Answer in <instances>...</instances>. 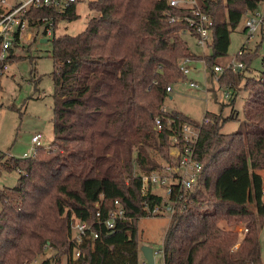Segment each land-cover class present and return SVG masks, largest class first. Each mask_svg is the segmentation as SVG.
Masks as SVG:
<instances>
[{
  "label": "trees",
  "instance_id": "obj_1",
  "mask_svg": "<svg viewBox=\"0 0 264 264\" xmlns=\"http://www.w3.org/2000/svg\"><path fill=\"white\" fill-rule=\"evenodd\" d=\"M79 1L62 14L30 13L33 18L55 16L53 140L30 156L0 158L5 170L19 173L15 186H0V264H29L47 246L67 253V264H141L139 220L151 216L144 203L152 207L159 198L142 194L136 168L159 167L154 153L171 160L169 132L165 127L156 131L154 119L196 123L181 111L162 110L170 93L166 87L186 79L179 69L186 57L205 61L212 76L243 12L258 6L257 0H200L213 20L210 53H202L182 38L183 23L167 20L172 9L165 0H90L85 28L56 35L60 19L80 17ZM257 49L240 56L246 67ZM12 51L10 59L15 58ZM261 65L257 75L246 76L245 67L219 76L218 88L243 81L242 128L221 131L237 117L235 110L228 116L205 111L211 121L201 124L194 150L202 170L192 189L178 192L159 250L163 264H264L259 244L263 181L255 172L264 169V43ZM245 168L250 175L237 196L225 176ZM248 191L255 212L246 209ZM116 199L127 218L113 232L86 240L81 256L72 258V213L91 221L96 202L106 211ZM243 220L247 230L238 240L233 226Z\"/></svg>",
  "mask_w": 264,
  "mask_h": 264
},
{
  "label": "rangeland",
  "instance_id": "obj_2",
  "mask_svg": "<svg viewBox=\"0 0 264 264\" xmlns=\"http://www.w3.org/2000/svg\"><path fill=\"white\" fill-rule=\"evenodd\" d=\"M90 0H80L77 6V12L80 17L73 21L67 19H60L56 27V35L63 33L76 34L82 31L88 18L92 14L89 10L88 4ZM241 22L229 35V46L227 54L220 59V65H225L227 62L234 59L237 50L245 41V35L240 31ZM242 32V33H241ZM183 39L188 43L191 50H198L199 48L194 44L193 38L187 35H182ZM47 41H41L40 38H32L28 40V35L22 39L21 45H14L13 53L14 59H10L9 69L2 74L3 89L0 91V158L4 156L14 155L21 156L27 152L32 144V136L36 133L42 134L41 145L48 146L53 140V79L52 73L54 70V59L52 57V43L50 37ZM264 27L255 36L253 42L248 43L252 48V53L258 46L257 52L253 55L250 66L245 67V75H257L262 68L261 56L263 54ZM262 44L259 45V42ZM256 42L258 44L256 45ZM210 53V51H207ZM245 55V54H244ZM241 60L240 57H236ZM205 61L194 60L192 64L197 67V71L190 72L186 79L179 80L172 83V91L166 97L164 107L167 111L178 110L192 118L194 121H201L205 111L215 112L223 116H228L237 112V117L227 120L221 131L230 133L242 128V105L247 95L243 88V81L235 84L230 89L233 92L235 99L233 101H222L218 96L214 98L215 102L207 94L212 92V95L218 94L219 98L222 95L221 87H215L210 80L212 77L209 73L202 70ZM206 75V77H205ZM212 75V74H211ZM193 80L199 83L200 87L194 89L188 85V81ZM208 88L207 93H204V88ZM226 87V86H225ZM216 88V91H215ZM171 96V98H170ZM170 150V146L169 149ZM28 153V152H27ZM159 162H165L164 159L159 158L157 153L153 156ZM139 168H136V172ZM237 175L235 181L228 174L225 179L231 182V190L233 193L239 195L241 185L249 178L250 172L248 169L240 171H233ZM19 177L17 171L9 172L2 167L0 162V186L3 188L13 187L16 185ZM264 179V178H263ZM252 192L248 191L246 195L247 205L246 209L253 211L252 206ZM167 213L160 216L143 217L139 220L140 243L141 245H150L154 250V264H162L161 255L159 253L161 241L167 227ZM222 223V222H221ZM245 226L246 221H241L233 226L234 230ZM245 233V232H244ZM238 234V240H241L243 234ZM259 244L261 250V257L264 259V226L259 231ZM52 258V264H67V253H57V250L47 247L44 248L43 253L37 256L29 264H41L44 259ZM145 260V264H148ZM142 264V263H141Z\"/></svg>",
  "mask_w": 264,
  "mask_h": 264
},
{
  "label": "built area",
  "instance_id": "obj_3",
  "mask_svg": "<svg viewBox=\"0 0 264 264\" xmlns=\"http://www.w3.org/2000/svg\"><path fill=\"white\" fill-rule=\"evenodd\" d=\"M78 0H0V66L1 72H6L10 66L11 49L14 43L21 45L22 39L28 35L31 40L35 35L40 40L52 37L55 30V16H43L33 18L30 16L33 9H48L62 14L66 12ZM171 7L168 12L167 20L169 22L183 23L179 31L182 35L193 38L194 44L202 53H207L209 43L211 42L213 20L200 4V0H165ZM258 6L252 9H246L241 18V31L245 35V41L237 50L233 60L225 65L215 64L212 67V78L215 83L219 76L227 70H240L245 68L242 60H237L244 54L251 52L252 48L248 43L255 40V36L264 27V0H257ZM190 58L180 60L179 69L186 76L195 71ZM205 67V65H204ZM188 85L194 89L200 87L199 83L193 80L188 81ZM231 87H222L221 98L223 101H230L233 98ZM205 89V88H204ZM167 92L172 91L169 85ZM165 110V107L162 108ZM210 117H204L196 123L181 122L176 124V120L168 117L163 124L160 116L154 119L156 131L162 127L169 132V155L171 160L160 162L159 167L150 171L135 172L141 178V191L144 196L154 195L159 198V202L151 207L145 202V208L150 211L152 216H160L167 213L171 216L175 204L180 199L178 192L180 189H192L196 184L202 170L201 163L195 158V144L198 138L200 126L202 123H209ZM42 134L33 135V147L25 154L32 155L37 146H40ZM1 155V151H0ZM11 156V155H9ZM175 198L173 199L172 194ZM96 214L93 220H84L72 213L71 231L68 238L69 254L77 259L81 256L82 245L86 240H95L104 232L109 233L115 230L117 222L126 219L125 209L119 199L114 201V206L103 211L100 203H95ZM245 226L238 228V233L246 231ZM48 247V246H47ZM45 247V248H47Z\"/></svg>",
  "mask_w": 264,
  "mask_h": 264
},
{
  "label": "crops",
  "instance_id": "obj_4",
  "mask_svg": "<svg viewBox=\"0 0 264 264\" xmlns=\"http://www.w3.org/2000/svg\"><path fill=\"white\" fill-rule=\"evenodd\" d=\"M240 31H241V29H240ZM242 33V32H241ZM260 33V32H259ZM42 40V39H41ZM260 43V42H259ZM258 44V42H256V45ZM200 49H198V50H193L194 52H198ZM199 61H201V60H199ZM193 67L195 68V71H197V67L193 64ZM202 70H203V72H204V74L205 73H208L207 71H206V69H205V67H204V65H203V67H202ZM195 71H193V72H195ZM192 73V72H191ZM205 77H206V75H205ZM212 77V76H211ZM210 82V84H211V87H212V83L215 85V87H216V83H215V81L213 80V78H212V80H210L209 81ZM173 90V89H172ZM204 93H207V91H208V88L206 87V83H205V89H204ZM215 91H216V88H215ZM222 91V88L220 89V92ZM171 93V92H170ZM222 93V92H221ZM218 94H219V91H218ZM218 94H216V96H215V94H213L212 95V92H210V94L208 93L207 94V96L206 97H210L211 99H212V101L213 102H215V100H214V98H216L217 96H218V99H222V98H219V95ZM221 97V96H220ZM170 98H171V96H170ZM235 99V96H234V94H233V98L232 99H230V104L232 103V101ZM223 101V100H222ZM225 102H228V101H225ZM228 102V103H229ZM233 106H234V101H233ZM37 134V133H36ZM35 135V134H34ZM33 137V136H32ZM32 144H33V142H32ZM34 146V145H33ZM33 146H31V148L33 147ZM31 148L27 151V152H29L30 150H31ZM27 152H25L23 155H21V156H25V154L27 153ZM12 155V154H11ZM250 172V171H249ZM257 174H259L260 176H261V178H262V181H263V184H262V201H263V204H264V169H262V170H256L255 171ZM231 174H233V175H230L231 176V178L230 179H232L233 178V180L235 181V179H237V175H235V173H231ZM228 180V182L231 184V182H230V180L229 179H227ZM2 187V186H1ZM235 194V193H234ZM235 195H237V194H235ZM238 196V195H237ZM251 209H253V211L255 210V207L254 206H252V208ZM167 217V220H168V222H169V216H166ZM167 225H168V223H167ZM167 228V227H166ZM166 230V229H165ZM161 243H162V241H161ZM142 246V245H141ZM159 253H160V255H161V261H162V264H163V259H162V254H161V252L159 251ZM145 257H144V255H143V253L141 252V250H140V260H141V263L142 264H145ZM45 260V259H44ZM44 260H43V262H44ZM53 260H51V262H50V264H52L53 262H52ZM43 262L41 263V264H43Z\"/></svg>",
  "mask_w": 264,
  "mask_h": 264
},
{
  "label": "water",
  "instance_id": "obj_5",
  "mask_svg": "<svg viewBox=\"0 0 264 264\" xmlns=\"http://www.w3.org/2000/svg\"><path fill=\"white\" fill-rule=\"evenodd\" d=\"M47 38L42 39L41 41H47ZM141 252L143 253L146 262L148 264H154V250L153 247L150 245H142L141 246Z\"/></svg>",
  "mask_w": 264,
  "mask_h": 264
}]
</instances>
